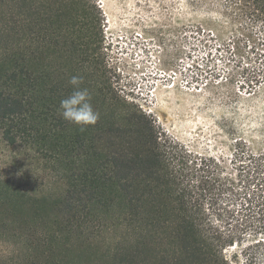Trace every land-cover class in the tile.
Instances as JSON below:
<instances>
[{
  "label": "trees",
  "instance_id": "1",
  "mask_svg": "<svg viewBox=\"0 0 264 264\" xmlns=\"http://www.w3.org/2000/svg\"><path fill=\"white\" fill-rule=\"evenodd\" d=\"M9 2L15 10L0 15V137L43 169L35 185L0 174V239L17 248L0 264H235L239 256L264 264V147L234 138L242 185L222 177L216 161L197 162L114 86L93 0H0V8ZM225 2L264 24V0ZM73 76L81 83L70 84ZM83 89L99 118L78 126L59 104ZM47 174L58 190H38ZM226 192L240 200L228 229L210 216ZM230 247L239 250L227 255Z\"/></svg>",
  "mask_w": 264,
  "mask_h": 264
},
{
  "label": "rangeland",
  "instance_id": "2",
  "mask_svg": "<svg viewBox=\"0 0 264 264\" xmlns=\"http://www.w3.org/2000/svg\"><path fill=\"white\" fill-rule=\"evenodd\" d=\"M93 1L100 10L103 56L114 86L197 162L213 159L222 177L241 186L232 162L234 138L264 147V24L225 0L195 6L190 0ZM10 10H15L11 2L0 15ZM42 169L0 137L1 175L35 185ZM40 184L42 192L59 189L50 174ZM239 204L230 192L223 193L220 216L216 210L212 221L228 229ZM16 250L0 239V255ZM237 250L230 247L225 253ZM242 263L243 256L235 259Z\"/></svg>",
  "mask_w": 264,
  "mask_h": 264
},
{
  "label": "clouds",
  "instance_id": "3",
  "mask_svg": "<svg viewBox=\"0 0 264 264\" xmlns=\"http://www.w3.org/2000/svg\"><path fill=\"white\" fill-rule=\"evenodd\" d=\"M80 77L73 76L69 83L78 85L81 83ZM90 94L86 89L74 90L71 95L62 99L59 104L60 114L64 120L78 126L95 124L99 114L95 112L89 102Z\"/></svg>",
  "mask_w": 264,
  "mask_h": 264
}]
</instances>
